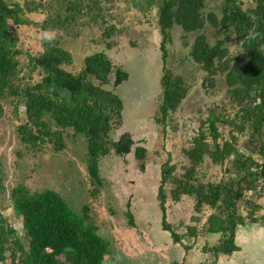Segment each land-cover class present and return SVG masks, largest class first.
Wrapping results in <instances>:
<instances>
[{"label":"trees","instance_id":"1","mask_svg":"<svg viewBox=\"0 0 264 264\" xmlns=\"http://www.w3.org/2000/svg\"><path fill=\"white\" fill-rule=\"evenodd\" d=\"M117 2L0 0V116L3 99L16 103L17 113L18 105L23 106V121L17 132L31 148L50 143L60 151L65 147L66 131L83 135L93 195L102 186L99 159L110 152L124 156L132 151L140 170L144 169L147 149L138 144L140 141H135L129 132L121 133L116 140L110 137L122 122L123 110L122 99L114 88L129 75L113 65L103 51L85 55L78 72L67 71L64 66L71 64L72 54L62 47L58 37L51 42L41 38L39 51L25 54L24 72L19 60L22 51L12 26L33 23L42 31L76 37L83 26L93 24L109 48L113 45L111 36L116 29L121 30L114 22L106 21L107 17L122 18L116 12ZM144 2L146 12L153 6L157 8L161 36V92L153 120L163 127L169 125L189 90L185 77L166 66V45L174 26L186 33L198 32L188 57L204 72L201 85L205 92L216 88L218 82L224 87V99L209 108L190 145L183 148L187 161L177 166L168 156L161 164L156 193L161 226L184 252L191 249V245L184 244V238L196 240L202 234L217 233L218 240L203 245L202 251L214 259L230 255L238 249L237 228L259 220L256 210L260 206L255 199L264 190V0H250L246 6L242 0H220L217 12L206 13L207 0ZM31 12L44 14V18L31 22L26 16ZM207 24L214 29L213 43L201 32ZM250 34L254 38H249ZM232 40H236L234 49L230 47ZM111 75L113 88H108ZM205 158L220 167L218 180L204 179L201 167ZM182 196L193 198L197 214L205 208L210 210L203 221L193 216L192 224L185 226V234L177 233L166 220L167 200L178 202ZM10 201L21 216L22 228L18 232L11 226L0 209V264H102L109 258V242L56 191L31 192L17 185L10 191ZM83 211H87L86 206ZM128 215L132 224L129 212Z\"/></svg>","mask_w":264,"mask_h":264},{"label":"rangeland","instance_id":"2","mask_svg":"<svg viewBox=\"0 0 264 264\" xmlns=\"http://www.w3.org/2000/svg\"><path fill=\"white\" fill-rule=\"evenodd\" d=\"M219 1L207 0L204 13L217 12ZM242 2L243 6L250 4V0ZM144 7V0H118L116 12L121 13L122 18H106L108 24L114 22L121 29H116L111 36L113 45L109 48L101 39L99 28L93 24L83 26L76 37L42 31L33 23L12 26L17 47L22 51L19 60L24 72L27 70L25 54L37 53L40 40L46 34L58 37L62 47L71 52L72 62L64 66L69 72H78L84 56L96 51H103L113 65L125 70L128 79L114 88L123 102L122 122L110 137L116 140L121 133L129 132L135 141L141 142L138 144L145 146L147 155L143 170H140L132 151L124 156L110 152L101 157L102 186L97 187L98 193L93 195L87 173L85 137L74 135L69 130L64 133L65 147L60 151L50 143L31 148L20 140L17 132L23 121V106L18 105L17 113L16 103L9 98L3 99L0 116V181L3 184L0 209L8 223L20 232L21 216L10 201L11 189L17 185H24L31 192L50 189L59 193L76 214L85 215V221L95 225L97 232L109 242L110 256L102 264H172L182 260L184 264H221L219 257L214 259L202 251L203 245L214 244L218 240L220 235L217 233L202 234L196 240L184 238V244L191 245L187 252L179 243H173L170 233L161 226L156 193L161 164L168 156L177 166L187 161L182 150L190 145L191 137L207 116L209 108L224 99V87L218 82L216 88L205 92L201 85L204 72L188 57L190 45L198 32L186 33L174 26L171 40L166 45V66L185 77L189 90L169 125L163 127L155 122L153 119L161 92V36L156 22L157 8L153 6L146 12ZM26 16L31 22H40L44 18V14L32 12ZM201 32L213 43L215 34L210 25L207 24ZM230 47H236V40L231 41ZM112 82L113 75L108 88H113ZM201 173L205 180L216 181L222 171L205 158ZM255 201L260 206L256 210L258 221L264 222V190ZM193 204L194 200L189 196H182L178 202L167 200L166 220L177 233L185 234V226L192 224L193 216L198 215L203 221L210 211L205 208L197 214ZM85 206L86 212L83 211ZM256 225L249 223L237 228L235 240L242 248L243 264H253V231Z\"/></svg>","mask_w":264,"mask_h":264},{"label":"crops","instance_id":"3","mask_svg":"<svg viewBox=\"0 0 264 264\" xmlns=\"http://www.w3.org/2000/svg\"><path fill=\"white\" fill-rule=\"evenodd\" d=\"M256 228L253 231V254H252V263L253 264H264V222L257 221ZM249 223L245 224L248 225ZM242 225V226H245ZM240 226V227H242ZM236 241V240H235ZM237 244V243H236ZM238 246L237 251L232 254L226 256L221 255L219 259L221 260V264H243V257H241L240 253L242 251L241 246Z\"/></svg>","mask_w":264,"mask_h":264},{"label":"clouds","instance_id":"4","mask_svg":"<svg viewBox=\"0 0 264 264\" xmlns=\"http://www.w3.org/2000/svg\"><path fill=\"white\" fill-rule=\"evenodd\" d=\"M249 38H254V35L253 34H250ZM45 39L48 40L49 42L52 41L53 37H51L50 35H45Z\"/></svg>","mask_w":264,"mask_h":264}]
</instances>
